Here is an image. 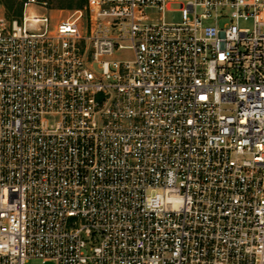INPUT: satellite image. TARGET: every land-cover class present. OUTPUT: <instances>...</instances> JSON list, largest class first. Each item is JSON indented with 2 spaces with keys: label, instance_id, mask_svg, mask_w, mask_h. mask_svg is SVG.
Returning a JSON list of instances; mask_svg holds the SVG:
<instances>
[{
  "label": "built area",
  "instance_id": "2783aa9c",
  "mask_svg": "<svg viewBox=\"0 0 264 264\" xmlns=\"http://www.w3.org/2000/svg\"><path fill=\"white\" fill-rule=\"evenodd\" d=\"M32 5L0 11V264H264V0Z\"/></svg>",
  "mask_w": 264,
  "mask_h": 264
},
{
  "label": "rangeland",
  "instance_id": "374dc122",
  "mask_svg": "<svg viewBox=\"0 0 264 264\" xmlns=\"http://www.w3.org/2000/svg\"><path fill=\"white\" fill-rule=\"evenodd\" d=\"M20 1V0H18ZM22 1V6L23 2ZM37 5H32L30 6L31 10L37 12V13H44L47 14L48 16H52L54 18H61L66 16L68 13H70L73 10L76 9H71V10H66V9H57V4L61 0H44V2H40L39 0H35ZM66 1V0H64ZM72 5H75L77 3V0H71L70 2ZM22 10V8H21ZM0 11L5 14L3 7L0 5ZM164 21L167 23H173L177 22L179 20V15L176 12H165L164 13ZM128 53L127 51H121L119 54L115 56L116 59H126L128 58ZM27 264H42L39 260H31ZM44 264H54L53 262H45Z\"/></svg>",
  "mask_w": 264,
  "mask_h": 264
},
{
  "label": "trees",
  "instance_id": "16d2710c",
  "mask_svg": "<svg viewBox=\"0 0 264 264\" xmlns=\"http://www.w3.org/2000/svg\"><path fill=\"white\" fill-rule=\"evenodd\" d=\"M44 2V0H39ZM71 0H61L57 4V9H76L79 10L84 5V0H77L75 5H72ZM0 5L3 7L6 17L8 18H18L21 14L22 1L18 0H0Z\"/></svg>",
  "mask_w": 264,
  "mask_h": 264
}]
</instances>
